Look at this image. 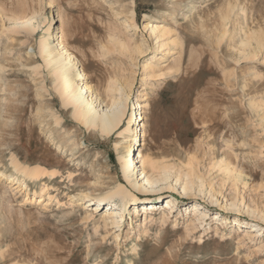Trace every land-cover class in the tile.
Returning <instances> with one entry per match:
<instances>
[{
	"label": "rangeland",
	"instance_id": "374dc122",
	"mask_svg": "<svg viewBox=\"0 0 264 264\" xmlns=\"http://www.w3.org/2000/svg\"><path fill=\"white\" fill-rule=\"evenodd\" d=\"M151 26L165 36L152 35ZM49 28L107 105L119 99L110 87L120 84L131 87L132 111L138 94L146 95V156L171 171L173 185L189 174L204 194L187 198L178 186L136 194L143 200L128 204L120 231L106 225L104 210L80 201L126 184L122 131L103 137L65 109L39 52ZM259 36L264 0H0V264H264ZM41 108L56 112L59 124L41 120ZM139 118L136 111V124ZM13 158L36 174L30 192L9 184ZM172 197L178 212L163 225ZM193 202L211 217L205 229L195 230L185 212ZM149 203L157 207L144 228ZM256 224L262 231L250 233Z\"/></svg>",
	"mask_w": 264,
	"mask_h": 264
},
{
	"label": "bare ground",
	"instance_id": "6f19581e",
	"mask_svg": "<svg viewBox=\"0 0 264 264\" xmlns=\"http://www.w3.org/2000/svg\"><path fill=\"white\" fill-rule=\"evenodd\" d=\"M30 22L23 26L31 28ZM151 34L157 38H162L165 36L166 31L157 26H151ZM254 40L257 42L258 49H261L264 46V39H262V37L259 36V38H255ZM247 45H250L249 40H246V42L243 43L244 47ZM39 52L45 64L54 70L56 74L55 80L56 83H58L59 94L63 99L65 109L72 108V116L76 122L84 125L89 130L98 131L103 137H110L119 131H122L120 132L121 138H123L121 143H124V145L123 152L119 156V161L122 167L123 178L127 185L119 182L117 187L110 189L103 197L93 198L86 194L80 196V201H86V203H89L88 205L90 207H96V210L101 209V211H105L104 219L106 221L111 220V222L109 224L106 223V225H112L119 231L121 230V224L124 221V213L127 210L128 204L132 202L137 205L136 201L143 200L138 199L136 194L149 195L161 192L165 189L176 190L177 186L181 196L187 198L191 195L201 196L204 194L202 185L195 187L194 181L191 180L189 174L186 175V181H182V183L180 182V177L175 178L176 182L175 185H173L170 181L172 178L171 171L157 162L150 161L146 156L144 149L147 146V124L141 122L143 120L147 121V117L144 116L146 111L144 110L148 109L149 104L145 94H138L140 97L135 104L137 108L132 111L131 106L129 105L130 91L126 92V90H129L131 87H128L125 84H120L117 89L110 87V90L120 94L119 99L113 100L111 104L107 105L99 92H97L90 83L88 74L81 66L79 60L66 47L57 31L48 32L47 37H44L41 40ZM147 70L153 72L154 65H148ZM136 111H140V124H136V121L134 120V113ZM49 112L50 114H48ZM49 112L46 111L45 108H41L40 119L44 120L49 115L58 125L60 119L55 114L56 112L54 113L52 110ZM125 120H127L126 125L124 123ZM132 140L134 141V144L139 141L137 147H134L133 144L126 146V143L131 142ZM141 140H143L142 144ZM69 142H71V140H69ZM18 164V161L13 158L11 165L14 168L16 175L8 177L9 184L16 189L19 188L22 191L30 192L31 189L28 181L37 179L36 174ZM197 179L201 180L200 177H197ZM47 188L48 186H45L44 189ZM34 195L37 197L38 193L35 192ZM43 197V195L38 197L40 203L45 202ZM197 199L198 198H195V200ZM208 199L211 200V204L217 203V200H214V197L210 194ZM177 204V198L172 197L171 200L169 199V202L166 204L163 211V223L161 222L163 225L169 221L171 216L174 217V214L178 212V210H176L178 208L176 206ZM142 207H144L143 210L146 215L149 212H151L152 215V212L157 206L149 203ZM186 207L185 212L192 214L190 223L193 228L197 230L200 229V227H204L205 229V224L208 219L211 218H209V213L205 211L206 207L199 202H193ZM230 207L232 209L237 208L236 204H231ZM138 209L139 207L136 208L135 213L138 212ZM151 215H147L143 223L139 226L145 228L147 222H150ZM215 221L217 223L222 222L221 225H224L227 222V219H220L217 217ZM238 226H240L238 230H241L242 222H239ZM261 231L262 228L257 224L250 227V233H258Z\"/></svg>",
	"mask_w": 264,
	"mask_h": 264
}]
</instances>
